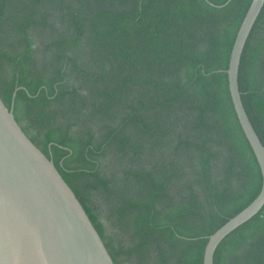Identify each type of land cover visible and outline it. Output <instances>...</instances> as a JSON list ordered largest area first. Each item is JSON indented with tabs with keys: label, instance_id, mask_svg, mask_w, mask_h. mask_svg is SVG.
I'll return each instance as SVG.
<instances>
[{
	"label": "trees",
	"instance_id": "16d2710c",
	"mask_svg": "<svg viewBox=\"0 0 264 264\" xmlns=\"http://www.w3.org/2000/svg\"><path fill=\"white\" fill-rule=\"evenodd\" d=\"M251 0H0V98L114 264H202L259 193L226 69ZM264 145V5L238 71ZM213 264H264V206Z\"/></svg>",
	"mask_w": 264,
	"mask_h": 264
},
{
	"label": "water",
	"instance_id": "95a60500",
	"mask_svg": "<svg viewBox=\"0 0 264 264\" xmlns=\"http://www.w3.org/2000/svg\"><path fill=\"white\" fill-rule=\"evenodd\" d=\"M264 0H251L240 23L226 69L237 119L258 162L257 196L207 238L202 264H213L217 246L264 206V145L241 100V55ZM0 264H114L73 190L23 132L0 98Z\"/></svg>",
	"mask_w": 264,
	"mask_h": 264
}]
</instances>
